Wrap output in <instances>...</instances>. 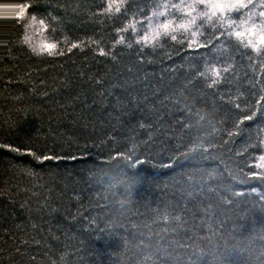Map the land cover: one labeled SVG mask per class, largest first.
<instances>
[{
    "label": "trees",
    "instance_id": "16d2710c",
    "mask_svg": "<svg viewBox=\"0 0 264 264\" xmlns=\"http://www.w3.org/2000/svg\"><path fill=\"white\" fill-rule=\"evenodd\" d=\"M0 264H264V0H0Z\"/></svg>",
    "mask_w": 264,
    "mask_h": 264
}]
</instances>
